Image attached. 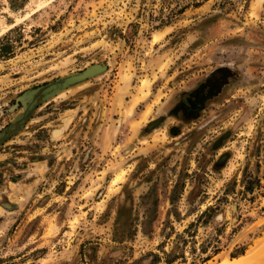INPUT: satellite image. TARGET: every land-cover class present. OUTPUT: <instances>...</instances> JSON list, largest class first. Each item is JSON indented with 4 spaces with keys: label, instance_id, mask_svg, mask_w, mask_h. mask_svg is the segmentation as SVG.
<instances>
[{
    "label": "rangeland",
    "instance_id": "rangeland-1",
    "mask_svg": "<svg viewBox=\"0 0 264 264\" xmlns=\"http://www.w3.org/2000/svg\"><path fill=\"white\" fill-rule=\"evenodd\" d=\"M11 1L0 0V264H165L164 252L221 264L254 249L264 0Z\"/></svg>",
    "mask_w": 264,
    "mask_h": 264
},
{
    "label": "water",
    "instance_id": "water-1",
    "mask_svg": "<svg viewBox=\"0 0 264 264\" xmlns=\"http://www.w3.org/2000/svg\"><path fill=\"white\" fill-rule=\"evenodd\" d=\"M100 70H101V68L97 66V67H91L89 69H86L85 71H83L81 73L70 75V76L62 79L60 82L55 83V84L51 85L50 87H48L47 89H45L42 94H44V96H47L51 93H56L58 91L69 88L73 85H76L78 83H81V82L89 79L90 77L94 76V74H96ZM33 105H34V103L31 104L30 107H28V112L32 110Z\"/></svg>",
    "mask_w": 264,
    "mask_h": 264
},
{
    "label": "bare ground",
    "instance_id": "bare-ground-1",
    "mask_svg": "<svg viewBox=\"0 0 264 264\" xmlns=\"http://www.w3.org/2000/svg\"><path fill=\"white\" fill-rule=\"evenodd\" d=\"M221 264H264V238L242 258L233 261L225 260Z\"/></svg>",
    "mask_w": 264,
    "mask_h": 264
},
{
    "label": "trees",
    "instance_id": "trees-1",
    "mask_svg": "<svg viewBox=\"0 0 264 264\" xmlns=\"http://www.w3.org/2000/svg\"><path fill=\"white\" fill-rule=\"evenodd\" d=\"M23 2H24V0L22 1L21 4L16 5L15 7H22ZM10 5H11L12 7L14 6L11 0H10ZM8 49H9V47H0V51H1V53L6 52V50H8ZM252 185H253V182H251V181L248 182V187H246V190H248V191H249V190H252V187H253ZM213 210H214V208H208L207 211H206L204 214H202V215H203V216L208 215V213L213 212ZM202 215L200 216V218L202 217ZM200 218H199V219H200ZM185 243H186V241L183 242V244H185ZM218 251H219V250L217 249V247H216L215 249H213V253H214V254L218 253ZM201 253H205V251H201ZM243 253H244V251L240 252L239 256H240V255H243ZM151 256H152V260H151L150 264H155V262H157L158 259H160L158 255L152 254ZM164 256H165V257H164V260H165L164 262H165V264H170V263H172V262L174 261V259H176V256H175L174 253H172V252H170V253H166V252H164ZM208 257H209V256L203 258L202 261L208 260V259H209Z\"/></svg>",
    "mask_w": 264,
    "mask_h": 264
}]
</instances>
